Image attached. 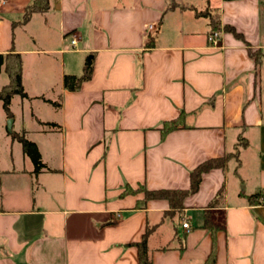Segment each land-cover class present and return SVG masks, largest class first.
I'll use <instances>...</instances> for the list:
<instances>
[{
  "label": "crops",
  "instance_id": "crops-1",
  "mask_svg": "<svg viewBox=\"0 0 264 264\" xmlns=\"http://www.w3.org/2000/svg\"><path fill=\"white\" fill-rule=\"evenodd\" d=\"M32 2L0 0V54L21 55L28 95L11 131L0 102V264H140L146 232L152 264H264V0H50L24 24ZM219 159L179 208L146 200Z\"/></svg>",
  "mask_w": 264,
  "mask_h": 264
},
{
  "label": "trees",
  "instance_id": "trees-1",
  "mask_svg": "<svg viewBox=\"0 0 264 264\" xmlns=\"http://www.w3.org/2000/svg\"><path fill=\"white\" fill-rule=\"evenodd\" d=\"M224 1H233V0H224ZM50 8V0H33V2L26 8V11L23 16V23H28L32 16L36 13H45ZM199 16L207 15L206 13H196ZM213 30H217L219 27V22L217 19H212ZM229 32H232L236 37L241 38V36L236 33L234 28L226 27ZM153 45V39L150 40L149 46ZM3 68H5L9 78L10 83L0 90V102L3 104L4 111L7 116L12 119L13 115L11 112V103L15 96H20L21 98H28V95L24 91L23 87V60L21 55L9 53V54H0V73ZM93 74V62L90 61L86 64L84 74L81 77L76 76H65L64 86L69 91H77L81 88L82 84L91 79ZM55 106H59L54 103ZM182 123V117L179 119L167 122L164 124L163 135H166L168 132L175 130ZM14 140L19 141L22 146L24 153L28 156L34 164L35 174L41 173L46 166L42 162V157L39 152L37 145L28 140L24 134H12ZM235 157H238V153L235 154ZM225 159L213 160L203 165L199 166L196 170L191 173V188L188 191H155L149 192L146 191V200L150 199H166L170 202L172 208H179L182 206L184 198L190 194H194L198 191L202 176L204 173L208 172L211 169L223 167ZM215 205V202L212 204ZM149 232L143 236L142 240L138 243H135L134 246L138 248L140 264H152L148 256V235Z\"/></svg>",
  "mask_w": 264,
  "mask_h": 264
},
{
  "label": "built area",
  "instance_id": "built-area-1",
  "mask_svg": "<svg viewBox=\"0 0 264 264\" xmlns=\"http://www.w3.org/2000/svg\"><path fill=\"white\" fill-rule=\"evenodd\" d=\"M150 30H153V26H150L149 28ZM221 32L218 31V30H213L209 35H208V43L210 46H213V47H217L220 43V40H221ZM70 44H71V48L72 49H76L77 48V45H78V38L76 35H72L71 37V41H70ZM260 202L261 203H264L262 201V199H260ZM183 228L184 229H187L189 231V223L186 222L183 224Z\"/></svg>",
  "mask_w": 264,
  "mask_h": 264
},
{
  "label": "water",
  "instance_id": "water-1",
  "mask_svg": "<svg viewBox=\"0 0 264 264\" xmlns=\"http://www.w3.org/2000/svg\"><path fill=\"white\" fill-rule=\"evenodd\" d=\"M12 123H13L12 120H10L9 123H8V128H9L10 131L12 130Z\"/></svg>",
  "mask_w": 264,
  "mask_h": 264
},
{
  "label": "rangeland",
  "instance_id": "rangeland-1",
  "mask_svg": "<svg viewBox=\"0 0 264 264\" xmlns=\"http://www.w3.org/2000/svg\"><path fill=\"white\" fill-rule=\"evenodd\" d=\"M10 120H13V119H9L8 122H7V125H8V123H9Z\"/></svg>",
  "mask_w": 264,
  "mask_h": 264
}]
</instances>
